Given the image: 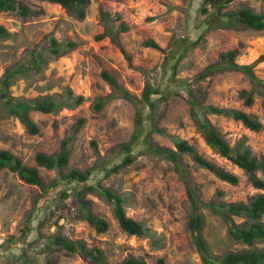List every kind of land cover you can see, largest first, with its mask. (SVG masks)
I'll return each instance as SVG.
<instances>
[{
  "label": "rangeland",
  "instance_id": "374dc122",
  "mask_svg": "<svg viewBox=\"0 0 264 264\" xmlns=\"http://www.w3.org/2000/svg\"><path fill=\"white\" fill-rule=\"evenodd\" d=\"M18 1L36 13L22 17L0 10V25L12 33L11 37L0 39V76L6 66L26 60L29 50L47 47L51 36L59 41L74 40L77 46L49 59L40 71H31L27 77L15 79L9 94L29 99L62 93L69 87L75 94L83 95L84 101L56 112L31 110L29 115L38 126L35 134H29L0 103V149L9 150L25 164L35 166L47 186L54 179L56 181V186H49L45 192L25 183L7 168L0 170V264H91L78 253L67 252L50 243L48 236L53 233L81 239L90 248H100L107 262L133 256L143 258L146 264H157L160 258L164 264H204L185 227L184 185L171 163L148 146L174 148L170 136L176 135L192 144L203 157L238 176V183L231 185L208 170L195 167L191 159L183 155L205 202L216 197V191L222 192L218 200L224 202L246 200L261 192L252 187L241 168L205 143L190 116L189 102L179 92L185 88L181 81L191 79L188 88L202 106L236 108L254 115L261 123L257 131L231 117L206 113L231 148H247L251 155L264 158L262 97L254 92L253 102L247 106L239 96L241 90L251 89L247 76L239 70H223L196 78L206 66L218 61L221 52L237 49L234 60L239 64L251 63L264 54V29L211 25L213 8L201 12V0H89L83 19L69 14L56 3ZM241 6L264 12V0H232L222 12L236 11ZM121 23L126 25L125 30ZM102 33L116 36L130 60L109 35L100 37ZM182 37L186 38L185 42ZM148 39L154 40L163 50L145 45ZM190 41H197V44L173 68L174 48H181ZM170 52L171 59L166 62L165 55ZM253 70L264 83V61L257 63ZM103 71L137 99L141 98L146 80L154 87L171 91L162 99L158 98L160 94L153 96L154 125L164 134L151 131L150 123L145 121L134 146L133 162L109 175H105L104 170L121 158L119 143L131 139L135 106L122 97L110 98L113 90L103 79ZM100 97L108 100L100 110H95L92 104ZM79 119H83V123L76 127ZM147 131L150 133L144 141ZM70 133H73V140L63 170L91 169L85 182L56 179V171L37 166L34 161L36 152L57 153L61 141ZM87 185L111 187L122 194L126 198V215L141 222L148 229L147 235L139 237L125 233L114 218L111 205L94 192L85 190ZM63 190L67 192L64 198L60 196ZM81 199L89 202L92 213L107 221L106 231L98 232L88 224L80 213ZM201 212L204 217L202 234L212 254L220 257L228 251L247 248L230 239L228 225L220 215L207 206ZM234 219L238 223L242 221L239 217ZM10 237L12 241L7 242ZM256 246L264 248V242Z\"/></svg>",
  "mask_w": 264,
  "mask_h": 264
},
{
  "label": "trees",
  "instance_id": "16d2710c",
  "mask_svg": "<svg viewBox=\"0 0 264 264\" xmlns=\"http://www.w3.org/2000/svg\"><path fill=\"white\" fill-rule=\"evenodd\" d=\"M50 3H56L64 8L69 14L78 19H83L85 16V8L89 0H44ZM232 0H201V12L208 11V7L213 8V22L209 23L215 26L224 28H251L253 30L264 29V12H256L249 6H241L236 11L222 12L223 8ZM0 10L16 13L22 17L35 14L36 11L30 9L26 4L18 0H0ZM121 28L126 29V25L121 23ZM113 40L124 53L127 60L129 56L125 54L124 49L120 45L119 39L113 34L102 33L100 37L108 36ZM12 36V33L6 27L0 25V39H6ZM186 38L182 37L185 42ZM145 45L163 50L154 40L148 39L144 42ZM197 44V41H190L181 48L175 47L173 50L174 64L176 67L178 61L186 54V52ZM178 45V43L176 44ZM77 43L74 40L64 39L57 40L51 36L47 47L40 50H29L28 57L24 61H17L3 70L0 76V103L7 110L8 114L16 117L23 125L29 134L38 132V126L31 119L29 112L31 110L43 113L56 112L61 108H73L84 101L81 94H75L71 88H65L62 93H51L38 95L33 98L12 97L8 90L12 82L20 77H27L31 71H40L48 62L49 59L66 54L76 48ZM165 55L166 62L171 59L170 55ZM237 49H231L219 54V59L213 64H210L199 73L196 78L200 79L206 74L213 71L223 70H239L242 71L248 78L251 89L241 90L239 96L243 99V103L247 106L253 102V93L256 92L262 97V107L264 110V83L255 74L254 66L264 61V54H260L255 60L248 64H239L235 62ZM103 79L111 86L113 92L110 98L122 97L135 106L134 112V131L131 139L128 142L119 143V152L121 158L118 163L113 164L110 168L104 170L105 175L116 172L119 169L130 165L135 154L133 153L135 143L138 142L144 127V122L148 120L151 131L155 130L164 134V132L154 125L152 112L155 107L154 95L160 94L158 98L162 99L166 94L171 93L169 89L163 90L159 86H152L149 80H146L142 89L141 98L137 99L125 90L117 80L107 72L101 73ZM191 80V79H190ZM190 80L181 81L182 88L179 94L184 97L190 104V116L202 135L205 143L220 156L225 157L231 163L235 164L243 170L247 180L252 187L259 189L261 192L249 196L246 200L236 201H219L222 196L221 191H216L215 196L210 201L205 202L201 198V191L195 182L190 171L189 165L184 161L183 155H187L193 165L197 168H203L211 172L218 179L225 181L231 185H236L239 178L236 174L225 170L199 154L194 146L187 140L181 139L176 135H169L173 142L174 148L152 146L151 148L156 153L167 159L171 165L177 178L183 183L186 195L187 218L185 227L190 233L192 242L204 264H264V248L256 246L258 242H264V158L256 157L250 154L247 148L242 150L231 148L227 141L222 137L219 131L208 120L206 113L218 114L231 117L234 120L240 121L247 128L257 131L261 128L260 121L257 118L245 111L236 108L219 107L216 105L202 106L195 98L194 93L188 88ZM193 81V79H192ZM191 81V82H192ZM164 92V93H162ZM108 98H97L92 104V108L100 110ZM146 109L148 111H146ZM83 123V119L77 121L76 127ZM150 132L143 136L146 141ZM73 140V133L68 134L60 143L59 151L53 155H48L44 152H36L34 161L37 166L44 167L49 170L56 171V179L62 181L85 182L91 175V169L84 171L78 168H70L64 171V167L68 162L70 153V143ZM134 143V144H133ZM94 145V142H92ZM7 168L14 172L19 179L28 184L38 186L42 191L47 192V188L55 187V179L47 186L35 166L25 164L20 157L6 149H0V170ZM85 190L94 192L101 199L111 205V210L114 218L117 220L119 227L129 235L146 236L148 229L139 221L126 215L124 203L126 198L112 189L111 187L100 185H87ZM61 197H66V190L61 191ZM80 213L83 214L89 225L94 227L98 232L106 231L108 223L104 218H101L91 212L89 202L80 200ZM207 206L209 209L220 215L228 225L227 234L235 242L242 243L247 246L242 250L228 251L222 256L212 254L209 244L202 234L204 225V217L201 209ZM235 217L242 219L239 223L235 221ZM49 242L64 249L67 252L78 253L83 258L89 260L91 264H146L141 257L128 256L119 262H107L104 259L103 252L98 247H87L81 239H71L60 233H53L48 236ZM12 241V237L7 239V242ZM24 260L26 257L22 254ZM27 261V260H26ZM157 264H164L163 259H158Z\"/></svg>",
  "mask_w": 264,
  "mask_h": 264
}]
</instances>
